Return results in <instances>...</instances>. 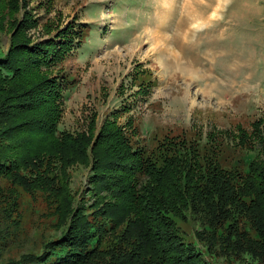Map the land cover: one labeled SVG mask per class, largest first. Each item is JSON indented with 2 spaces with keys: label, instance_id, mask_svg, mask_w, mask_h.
I'll list each match as a JSON object with an SVG mask.
<instances>
[{
  "label": "trees",
  "instance_id": "obj_1",
  "mask_svg": "<svg viewBox=\"0 0 264 264\" xmlns=\"http://www.w3.org/2000/svg\"><path fill=\"white\" fill-rule=\"evenodd\" d=\"M27 8L28 0H0V31L12 34L0 56V178L56 204L61 235L7 264H214L180 234L177 219L189 217L211 253L264 264V120L200 134L205 142L167 135L150 152L112 121L96 137L95 117L87 131L60 130L64 88L49 70L90 30L59 27L33 40ZM77 164L94 171L91 216L70 191Z\"/></svg>",
  "mask_w": 264,
  "mask_h": 264
},
{
  "label": "rangeland",
  "instance_id": "obj_2",
  "mask_svg": "<svg viewBox=\"0 0 264 264\" xmlns=\"http://www.w3.org/2000/svg\"><path fill=\"white\" fill-rule=\"evenodd\" d=\"M28 1L33 40L59 27L90 30L49 70L64 88L60 130L87 131L95 117L96 137L112 121L133 147L150 152L167 135L205 142L200 134L264 120V0ZM11 36L0 31L1 57ZM70 173L75 206L91 216L99 201L94 171L77 164ZM0 186V264L43 252L61 235L56 204L4 177ZM177 223L212 263L258 264L250 255L211 253L196 237V218Z\"/></svg>",
  "mask_w": 264,
  "mask_h": 264
}]
</instances>
